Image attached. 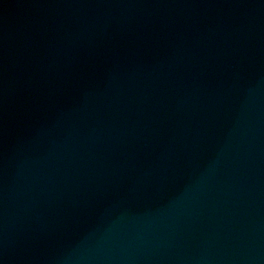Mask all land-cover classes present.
Masks as SVG:
<instances>
[{
	"label": "water",
	"instance_id": "1",
	"mask_svg": "<svg viewBox=\"0 0 264 264\" xmlns=\"http://www.w3.org/2000/svg\"><path fill=\"white\" fill-rule=\"evenodd\" d=\"M0 264H264V0H0Z\"/></svg>",
	"mask_w": 264,
	"mask_h": 264
}]
</instances>
